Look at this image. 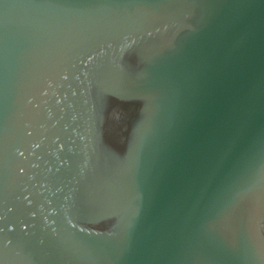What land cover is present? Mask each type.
I'll return each instance as SVG.
<instances>
[{"label":"water","instance_id":"water-1","mask_svg":"<svg viewBox=\"0 0 264 264\" xmlns=\"http://www.w3.org/2000/svg\"><path fill=\"white\" fill-rule=\"evenodd\" d=\"M0 264H264V0H0Z\"/></svg>","mask_w":264,"mask_h":264}]
</instances>
